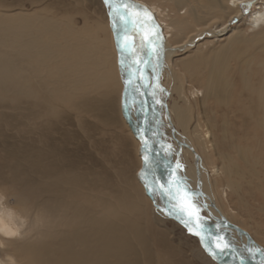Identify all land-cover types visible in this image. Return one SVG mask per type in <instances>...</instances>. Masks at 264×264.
<instances>
[{"label": "bare ground", "instance_id": "6f19581e", "mask_svg": "<svg viewBox=\"0 0 264 264\" xmlns=\"http://www.w3.org/2000/svg\"><path fill=\"white\" fill-rule=\"evenodd\" d=\"M245 1L134 0L152 13L163 37L158 69H154L155 58L152 63L142 65L145 85L142 92L145 95L136 92L134 86L125 90L128 70L121 68L120 49L110 19L108 49L111 47V54L104 50V40L84 32L66 17L59 19L36 12L27 15L0 10V100L3 97L33 99L41 92L42 100L48 101L47 107H51L53 113L50 101L58 100L61 103L67 101L79 113L94 116L104 124L116 122L118 114L135 141L139 164L129 181L94 195L91 192L94 187L88 191L86 177L74 169L73 158L60 157L65 163L59 158L40 162L42 153L39 151L25 154L27 165L33 163L29 166L40 175L35 183L36 191L48 194L28 206L31 214L27 217L28 229L24 235L14 219L15 216L22 217L19 210L6 199L0 202V249L4 255L0 264H149L151 249L144 219L147 208L156 223L166 218L187 230L175 216L167 214L170 207L167 195L162 191L149 192L144 186L146 181L140 178L143 170L148 182L157 176L160 183L167 184L170 168L175 169L174 179L191 194L190 199L202 218L204 235L219 233L235 250V258L232 253L218 255L216 262L240 264L239 257L243 256L248 259L247 264H260V254L252 258L248 249L264 250V239L249 228L256 237L253 241L250 232L240 226L241 222H234L235 211L229 205L228 191H235L239 185L232 177L234 159L215 147L212 129L215 124L210 125L204 115L201 122L198 113L196 117L194 114L199 101L204 104L212 100L215 106L229 109L230 100L238 91H234L236 85L231 72L230 61L234 60L241 81L239 98L246 91L256 94L255 99L263 109L261 124L264 127V58H251L246 46L236 45L246 41V44L257 46L259 53H264V0H260L245 18L248 32L234 27L229 29L230 21L241 11L239 5ZM218 20L222 27L214 30L215 36L211 37L222 39V43L203 56L198 53L199 49L189 50L199 45L194 37L201 27H214ZM137 39L135 55L140 52L142 43V39ZM180 49L183 53L189 52L179 56ZM111 56L116 71L109 69ZM133 56L128 54V62ZM140 59L149 58L143 52L137 58ZM166 62L171 64L169 86L181 102L173 99L167 104L160 87L155 89V98L148 95L159 84V75L165 69L162 65ZM252 64L262 74L261 85L256 90L251 87L248 73ZM136 75L138 77L140 73ZM112 92L117 93V101L112 98ZM144 97L147 105L141 110L140 102ZM125 101L129 107L124 106ZM143 112L146 115L145 138L151 149L147 153L144 148L142 150L143 155L150 157L147 167L138 153V131ZM211 112L215 114V111ZM221 123L223 127L219 132L225 139L229 121ZM168 146H171L170 150L164 151ZM234 147L246 162L245 150ZM58 152L53 147L48 153ZM215 155L219 163L213 160ZM34 156H38L37 161L32 162ZM177 162L182 166L179 169ZM47 175L48 181L44 180ZM36 223L37 236L31 234ZM193 236L199 241L200 237ZM17 238L19 243H16ZM8 244L12 248H8Z\"/></svg>", "mask_w": 264, "mask_h": 264}, {"label": "rangeland", "instance_id": "374dc122", "mask_svg": "<svg viewBox=\"0 0 264 264\" xmlns=\"http://www.w3.org/2000/svg\"><path fill=\"white\" fill-rule=\"evenodd\" d=\"M257 3L259 4L260 0H254L247 14L240 11L232 19L235 23H230L229 29L234 27L241 32H248L245 18ZM0 10L4 13L23 12L27 15L36 12L59 19L66 17L84 32H90L95 38L104 40L102 43L106 48L104 50L111 54V47L108 49L111 42L109 16L103 0H0ZM219 24L218 20L214 27L203 25L194 37L199 45L189 50L199 49L198 53L203 56L222 43V39L211 37L215 36L214 30L222 27ZM247 44L246 41L236 43L238 47L246 46L251 58H264V53H259L257 46ZM183 52V49L178 50L179 56L186 55L189 51ZM112 61L111 56L109 69L116 71ZM230 63L233 67L231 71L233 82L236 85L234 91H239L241 84L239 67L234 60ZM169 67H171L169 62L162 65L165 71L162 70L157 81L159 87L163 89L162 93H165L164 100L167 104L173 99L181 102L176 92H173L169 86L172 81ZM250 69L248 73L251 87L256 90L261 85L262 74L254 64ZM238 91L234 92L229 109L215 106L212 100L204 104L199 101L196 106L193 104L194 114L196 117L198 113L197 118L201 122L204 120V115L210 125L215 124L211 126L215 135V147L218 152H227L234 159L236 171L232 172V177L239 181V185L235 191H228L229 205L235 211L234 222L236 224L241 222L240 226L242 225L241 227L248 233L251 230L256 231L260 238L264 239V127L261 124L263 109L256 101L255 93L246 91V94L239 98ZM114 93H111L112 98L117 101V93ZM41 95L40 92L37 97L26 100L12 99V97L8 99L3 97L0 100V202L6 199L14 209L19 210L22 217L15 216L14 219L23 232L22 235L28 229L27 217L31 214V208L28 206L41 200L47 193L36 191L35 183L40 175L29 166L33 163L27 165L25 154L39 151V154L42 153L40 162L54 159L56 161L58 158L60 160L63 156L73 158L74 169L86 177L85 187L88 191L93 190L94 187L91 191L94 195L107 192L108 187L115 188L121 186L122 182L129 181L139 165L135 141L118 114L116 122L106 125L94 116L79 113L71 108L67 101L61 103L58 100L50 101L54 109L53 113L51 107L49 109L47 107L48 101L42 100ZM211 110L215 111V114ZM223 120L229 121L225 139L219 132L223 127L221 123ZM233 145L245 150L246 162ZM53 147L58 149L59 154L48 153ZM37 157L34 156L32 162L35 161L34 159L37 161ZM213 160L215 163L220 162L217 155L213 156ZM46 177L44 180L48 181V175ZM145 216V230L151 249L149 264H218L205 252L199 241L184 228L174 225L166 218L162 221L159 219V223H156L148 208ZM37 229L38 223L31 234L37 236ZM249 235L251 239L255 237L251 232ZM19 241L17 238L16 243ZM7 247L12 248L9 244ZM0 258L4 259L1 249Z\"/></svg>", "mask_w": 264, "mask_h": 264}, {"label": "snow or ice", "instance_id": "6c2138e0", "mask_svg": "<svg viewBox=\"0 0 264 264\" xmlns=\"http://www.w3.org/2000/svg\"><path fill=\"white\" fill-rule=\"evenodd\" d=\"M253 2L254 0H247V2L241 3L239 5L241 11L247 14ZM103 3L108 9V16L116 36L117 47L120 49L121 68L128 70V79L125 80V90L127 92L130 86H134L136 92L140 95H145V93L140 90L141 87L145 86L142 65L152 63V58H155L156 64L154 65V69H158L159 61L163 54V37L159 31V27L155 24L152 13L142 5L134 3V0H103ZM230 23H235V20L230 21ZM133 32H135L137 36H141L142 34L141 51L145 52L149 58L136 60L135 64L126 63L128 54L135 55L133 38L130 37V34ZM137 73H140L138 77L136 75ZM158 87V84L155 85L153 91L148 93V95H152L155 98V89ZM159 90L163 91V89ZM158 102L159 101H157V103ZM132 103H136L135 99H133ZM140 104L141 110H143L145 102L141 101ZM124 106L129 107L127 101H125ZM139 132L141 135L142 147L145 153H147L151 151L150 146L143 136L142 129L139 130ZM170 148L171 146H168L164 151L167 152ZM143 160L145 167H147L150 164V157L145 154ZM181 167L179 162H177L176 168L179 169ZM146 175L147 174L142 170L140 178L146 181L144 185L145 188L149 192L162 191L168 196L170 207L167 210V214L175 216L190 233L200 237L201 245L213 259H217L218 255L223 256L228 253H232L235 258V250L232 248L231 242L226 240L223 235L219 233L215 235L211 233L207 235L202 234L203 225L200 223L202 218L199 216L198 210L190 199L191 194L184 189V186L179 181L174 179L175 169H169V182L167 184L160 183L155 178L151 182H148L146 180ZM157 184L159 187H156ZM173 184H175V195L173 194ZM210 239L211 243H209ZM248 252L252 258L259 253L261 256L260 264H264V250L249 248ZM240 264H245V257H240Z\"/></svg>", "mask_w": 264, "mask_h": 264}, {"label": "water", "instance_id": "95a60500", "mask_svg": "<svg viewBox=\"0 0 264 264\" xmlns=\"http://www.w3.org/2000/svg\"><path fill=\"white\" fill-rule=\"evenodd\" d=\"M130 37L131 38H133V45H135V47H136V44H138V39L137 38H140V39H142V34H141V36H137V35H135V32H133V33H131L130 34ZM141 53H143V51H141L140 50V52L138 53L137 52V54L136 55H134L132 58L133 59H131V61L130 62H128V60H126V63H133V64H135V61L137 60V58L139 57V55L141 54ZM127 75H126V80L128 79V71H127V73H126ZM134 84H135V81H134ZM124 87H125V84H124ZM141 91H143V89H142V87H141V89H140ZM143 101L145 102V106L147 105V99L144 97L143 98ZM145 112H143V119H142V122H141V125H140V130L142 129V131H143V136L145 137V119H146V115L144 114ZM138 136H139V140H140V144H139V149H138V153H139V155L142 157V161H143V164H144V160H143V152H142V150H143V147H142V144H141V135H140V132L138 131ZM155 178L158 180V177L157 176H155ZM158 185V184H157ZM158 187H159V185H158ZM164 193V192H163ZM165 194V193H164ZM167 200H168V202H170L169 201V198H168V196H167ZM187 229V228H186ZM187 231H188V229H187ZM189 232V231H188ZM190 233V232H189ZM192 234V233H191ZM202 234H204V233H202ZM199 241H200V239H199ZM201 243V242H200ZM207 252V251H206ZM208 253V252H207ZM212 257V256H211ZM239 257V256H238ZM213 258V257H212ZM240 258V257H239ZM215 261H218L219 259L217 258V259H214ZM247 262H248V259H246L245 258V264H247Z\"/></svg>", "mask_w": 264, "mask_h": 264}]
</instances>
